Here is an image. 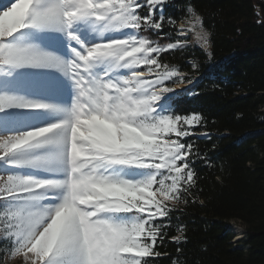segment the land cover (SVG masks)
I'll return each mask as SVG.
<instances>
[{"label": "snow or ice", "instance_id": "obj_1", "mask_svg": "<svg viewBox=\"0 0 264 264\" xmlns=\"http://www.w3.org/2000/svg\"><path fill=\"white\" fill-rule=\"evenodd\" d=\"M165 2L16 0L0 15L5 75L23 67H53L76 89L62 121L0 135V160L44 166L62 176L41 181L0 175V264L16 257L22 264H152L147 258L161 255L155 246L171 211L168 202L180 200L195 184L188 159L193 145L184 138L201 119L165 106V94L174 90L166 81H185L173 79L181 77L180 70L162 63L160 54L186 43L152 39L166 35L165 24L176 23L165 17ZM8 17L13 19L5 24ZM78 23L90 25L98 41L81 43L72 32ZM28 28L63 32L79 48L64 61L10 42ZM196 37L208 46L203 28ZM12 108L52 106L0 94V112ZM44 148L52 151L30 158ZM45 200L56 203L44 205Z\"/></svg>", "mask_w": 264, "mask_h": 264}, {"label": "trees", "instance_id": "obj_2", "mask_svg": "<svg viewBox=\"0 0 264 264\" xmlns=\"http://www.w3.org/2000/svg\"><path fill=\"white\" fill-rule=\"evenodd\" d=\"M190 9L209 33L206 50L187 46L161 53L164 64L185 73L194 90L172 101V112L199 114L188 157L195 184L171 209L161 255L152 264H264V0H166L164 36L176 40ZM196 67L192 68L191 64ZM207 138H199V133ZM186 201V202H185ZM242 226L233 244L230 223ZM182 225V228L178 226ZM175 237H180L179 241Z\"/></svg>", "mask_w": 264, "mask_h": 264}, {"label": "rangeland", "instance_id": "obj_3", "mask_svg": "<svg viewBox=\"0 0 264 264\" xmlns=\"http://www.w3.org/2000/svg\"><path fill=\"white\" fill-rule=\"evenodd\" d=\"M13 2H16V0H0V15L3 14V11L9 10ZM196 16L194 12L188 9L187 17L177 24V29L187 30L184 35H176V39L186 41L184 47L178 49H183L187 46H195L206 50L203 43L196 37V33L202 28L201 24L197 23ZM12 19L13 17L6 18L5 24L11 22ZM10 42L20 47H31L39 52L50 53L62 60L68 54V47L71 45L72 41L68 38L67 34L63 32L28 28L15 34ZM191 66L194 68L196 64L192 63ZM9 72L10 74L5 75L4 70L0 69V94H13L28 101L47 105L51 103L54 94L53 86H56L60 82L58 79L61 78V76L56 74V68L53 67H23L15 69L14 71L9 70ZM185 75V73H181V77H173V79L182 78L184 80L186 77ZM166 83L169 87L174 89L173 92L165 94L166 97H168V99L165 100V106L172 112V101L184 94L191 93L194 90L195 81L179 84H172L171 81H166ZM182 84H186L187 86L175 88V85ZM39 113L40 109L17 108L0 112V135H18L27 131L51 126V124H47L43 118L39 117ZM195 134L196 133H192L193 136ZM202 135L204 136L203 138L208 137L205 132H203ZM44 149L34 150L30 158L42 156ZM41 167L40 165L15 166L8 160H0V175H14L25 178L26 176L39 173ZM157 199H159V197H157ZM174 201L175 200H170L168 203L173 204ZM2 207H4V204L0 203V208ZM229 226L231 233H234L235 236L232 242L236 245L238 241H241L238 239L243 238L242 226L235 222L230 223ZM2 252L3 245L2 242H0V254H2ZM4 264H22V257H16L14 259L5 258Z\"/></svg>", "mask_w": 264, "mask_h": 264}, {"label": "bare ground", "instance_id": "obj_4", "mask_svg": "<svg viewBox=\"0 0 264 264\" xmlns=\"http://www.w3.org/2000/svg\"><path fill=\"white\" fill-rule=\"evenodd\" d=\"M73 33L78 36L81 43L84 44H93L96 43L99 39L98 33L94 32L90 25L78 23L74 25ZM73 48H79V45H77L74 41L71 42V45L69 46V50L67 52L68 54L62 60L68 61L73 58ZM56 70V74L61 76V78L58 79L60 82L56 86H53L54 94L52 96L51 103L48 104L51 105L52 108L48 110L40 109V113L38 114L39 117L43 118V120H45L47 124L51 125L60 122L65 118V113L70 110L76 96V89L73 85L72 80H70L68 76H66L60 70ZM185 85L186 84L175 85V88H181ZM50 151L52 150L49 148H45L43 150L42 156L48 154ZM25 178H33L41 181H47L53 179H60L62 178V176L42 166L41 171L39 173H36L32 176H26ZM55 203L56 201L51 200L42 201V204L44 205Z\"/></svg>", "mask_w": 264, "mask_h": 264}, {"label": "water", "instance_id": "obj_5", "mask_svg": "<svg viewBox=\"0 0 264 264\" xmlns=\"http://www.w3.org/2000/svg\"><path fill=\"white\" fill-rule=\"evenodd\" d=\"M208 135V134H207ZM196 136H198L199 138H203L204 136L202 135V133L197 134ZM242 238H239L238 240H241Z\"/></svg>", "mask_w": 264, "mask_h": 264}]
</instances>
